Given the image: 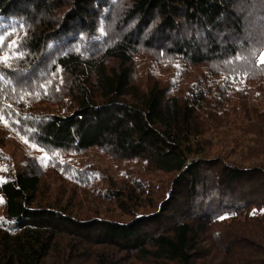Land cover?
Returning a JSON list of instances; mask_svg holds the SVG:
<instances>
[{"label":"trees","instance_id":"trees-1","mask_svg":"<svg viewBox=\"0 0 264 264\" xmlns=\"http://www.w3.org/2000/svg\"><path fill=\"white\" fill-rule=\"evenodd\" d=\"M0 34V264H264V0H0Z\"/></svg>","mask_w":264,"mask_h":264},{"label":"rangeland","instance_id":"rangeland-1","mask_svg":"<svg viewBox=\"0 0 264 264\" xmlns=\"http://www.w3.org/2000/svg\"><path fill=\"white\" fill-rule=\"evenodd\" d=\"M0 138L3 140V150L8 152V153H16L17 156V160H21L22 156L25 154L26 157H32V153L30 151V149L25 146L23 143L18 142L15 140V138L11 135V133L7 130L5 124L3 123L1 117H0ZM90 155V158H94V159H101L102 157H97L95 156V154ZM100 156V155H99ZM104 159V158H102ZM107 160L106 162H108V158L104 159ZM48 186H52V192L54 193L57 189V187H62L61 186V182L60 179L57 178L55 175H52L51 177H48L46 179ZM119 181L118 178L114 179L112 181V183H117ZM109 185L104 183L103 187H108ZM98 202H94L93 204H97ZM93 204H90L88 206H95ZM1 206V203H0ZM97 206V205H96ZM95 206V207H96ZM116 206V205H114ZM90 209V208H88ZM106 213V212H104ZM58 248L60 249H67L66 246V241H64L62 244L60 243L58 245ZM91 248L90 250H88V252H90L88 254V256H83L81 259H72V264H78V262L81 260V262H79L80 264H140L138 263L133 257L132 255H129L127 253H123V252H119V250H109L107 248H94V251L91 252ZM78 262H77V261ZM135 260V262H134ZM52 262L54 261H49L47 260L48 264H53ZM57 263V262H54Z\"/></svg>","mask_w":264,"mask_h":264},{"label":"snow or ice","instance_id":"snow-or-ice-1","mask_svg":"<svg viewBox=\"0 0 264 264\" xmlns=\"http://www.w3.org/2000/svg\"><path fill=\"white\" fill-rule=\"evenodd\" d=\"M6 37L3 34H0V51L3 50V41ZM20 48H23V44L20 45ZM250 56L259 57L260 63H264V40H262L258 46H253L248 50ZM24 53L21 51L20 55L16 57L17 59L22 58ZM239 58V57H238ZM3 63H0V69L3 68ZM6 79V78H5Z\"/></svg>","mask_w":264,"mask_h":264}]
</instances>
